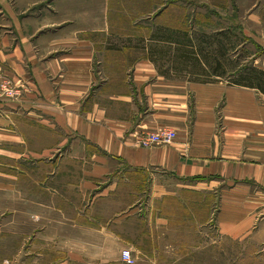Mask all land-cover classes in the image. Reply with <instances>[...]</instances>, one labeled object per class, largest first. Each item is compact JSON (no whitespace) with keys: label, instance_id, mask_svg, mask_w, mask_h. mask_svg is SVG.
Listing matches in <instances>:
<instances>
[{"label":"crops","instance_id":"1","mask_svg":"<svg viewBox=\"0 0 264 264\" xmlns=\"http://www.w3.org/2000/svg\"><path fill=\"white\" fill-rule=\"evenodd\" d=\"M109 12L110 0H0V82L22 92L0 97V155L34 157L51 167L52 179L79 177L41 186L65 200L62 191L89 197L88 212L50 218L41 229L48 240L73 242L36 255L50 257L42 264H127L122 252L130 249L135 264H163L167 252L188 261L208 250L210 228L216 249L226 237L264 246V93L227 81L170 79L150 59L136 61L129 77L107 74L98 66L106 51L133 47L111 42ZM115 78L125 80L119 89ZM163 126L177 130L175 141L138 144L142 132ZM138 173L152 183L149 198L143 190L119 214H94L122 191L121 181L142 184ZM166 179L215 194L216 214L160 213V199L176 196ZM176 221L184 226L173 228ZM193 225L200 226L196 242L188 238Z\"/></svg>","mask_w":264,"mask_h":264},{"label":"rangeland","instance_id":"2","mask_svg":"<svg viewBox=\"0 0 264 264\" xmlns=\"http://www.w3.org/2000/svg\"><path fill=\"white\" fill-rule=\"evenodd\" d=\"M109 23L112 26L111 42H118V44H130L131 42L133 45L131 49H127L130 46L114 48L106 51V54L103 55L106 62L104 65L98 66L104 67L107 74L111 72L116 78L125 74L129 77L136 61L149 59L146 50L139 48L140 40L144 38L145 42H150L153 31L161 26L173 29L186 26L191 31L202 30L210 34L229 31L231 28L234 37H238V41H240L238 42L240 47L232 51V58L240 59L243 52L247 51L249 57L242 60L243 65L254 58H256L255 64L261 67L263 65L260 62L264 64V0H110ZM243 49L245 50L243 51ZM154 64L162 74L161 71L168 69L171 61L166 58L164 62H160L159 66ZM188 75L187 72L170 70L167 78L190 81ZM116 78L112 80L113 87L119 89L125 80ZM3 81H8L12 86L20 88L12 81ZM129 83L131 84V81ZM21 94L22 92L18 97ZM165 129L176 133V137L172 141L162 144L154 142L142 147L162 146L175 141L178 137L177 130L169 126L144 131L141 136H146L148 133L156 134ZM41 164L40 160L34 157L12 158L0 155V264L45 263V260L50 257H46L47 254L45 256L36 254L46 253L52 247H68V243L73 241L64 238L48 240L42 236V227L48 226L50 218L54 219L58 216H69L70 218L88 212V196L84 200L78 193L62 191L60 193L69 199L65 200L60 194L54 195L41 186L42 183L46 184L49 181L56 183L77 182L79 177L64 175L52 179L46 175L51 167H44ZM138 174L137 178L142 184H134V180L132 182L121 181L126 183L122 184V193L117 192V195L109 198L111 203L102 201L94 208V214L104 216L119 214L121 203H128L142 196L144 198L143 190L146 191V198H149V189L152 183L148 176ZM128 183L133 184L127 185ZM177 183L166 179V185L173 187L176 196L167 195L160 199L162 203H157V205H162L160 213L171 215L173 218L184 215V217L199 216L200 218L201 216L204 218L206 215L216 214L217 208L214 207L213 202L215 194L182 188L176 186ZM179 183L184 184L183 181ZM179 199L184 201L181 207L176 201ZM155 201L159 202V200ZM52 204L57 207H52ZM62 205L66 207H60ZM66 221L68 222V220ZM172 224L176 229L181 226L177 221ZM70 225L64 224V231L69 230ZM196 227L195 225L188 227V238L193 235V242L197 241L195 233L200 231V226ZM213 230L210 228L207 232L210 245L208 250H204L202 254H196L188 261H184L183 258V260L175 261L178 256L169 255L167 252L166 256L161 257V263L264 264V246H257L249 239L236 240L226 237L216 249L211 244L215 232ZM181 233L183 231L172 232L170 240L179 239ZM45 235L47 236V234ZM202 237L204 243L206 232H203Z\"/></svg>","mask_w":264,"mask_h":264},{"label":"trees","instance_id":"3","mask_svg":"<svg viewBox=\"0 0 264 264\" xmlns=\"http://www.w3.org/2000/svg\"><path fill=\"white\" fill-rule=\"evenodd\" d=\"M230 29L210 34L202 30L191 31L186 26L174 29L161 26L153 31L150 42L142 38L139 48L145 49L148 58L158 66L166 58L171 61L168 69H161L166 77L170 70L187 72L190 81H227L264 93V68L254 63L256 58L243 65L242 60L249 57L245 49L240 59L232 58V51L240 47V41Z\"/></svg>","mask_w":264,"mask_h":264},{"label":"built area","instance_id":"4","mask_svg":"<svg viewBox=\"0 0 264 264\" xmlns=\"http://www.w3.org/2000/svg\"><path fill=\"white\" fill-rule=\"evenodd\" d=\"M20 92V88L12 86L8 81H3L0 83V97L5 96L11 99H16L18 95H20ZM175 137L176 133L174 131L165 129L158 131L156 134L148 133L146 136H140L138 144L140 146H148L154 142L162 144L172 141ZM122 257L127 264L136 263V258L130 249L123 250Z\"/></svg>","mask_w":264,"mask_h":264}]
</instances>
